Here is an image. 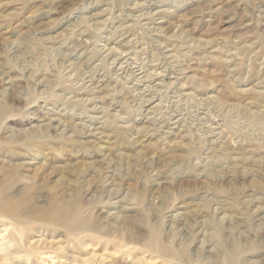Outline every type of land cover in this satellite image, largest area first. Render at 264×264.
<instances>
[{"label":"rangeland","instance_id":"374dc122","mask_svg":"<svg viewBox=\"0 0 264 264\" xmlns=\"http://www.w3.org/2000/svg\"><path fill=\"white\" fill-rule=\"evenodd\" d=\"M0 108V173L48 187L0 264H264V0H0ZM66 177L76 223L33 221Z\"/></svg>","mask_w":264,"mask_h":264},{"label":"bare ground","instance_id":"6f19581e","mask_svg":"<svg viewBox=\"0 0 264 264\" xmlns=\"http://www.w3.org/2000/svg\"><path fill=\"white\" fill-rule=\"evenodd\" d=\"M104 11V10H103ZM110 15V14H109ZM91 16H93V15H91ZM120 16V15H119ZM114 18V17H113ZM119 18H121V17H119ZM151 18V17H150ZM107 20H109V19H107ZM152 21V20H151ZM82 23V22H81ZM89 24V23H88ZM159 28H161V27H159ZM118 30V29H117ZM155 30V29H154ZM153 30V31H154ZM162 30V29H161ZM114 31H116V30H114ZM128 32V31H127ZM121 33V32H120ZM122 34V33H121ZM154 35V34H153ZM112 37V36H111ZM117 38V37H116ZM112 39V38H111ZM137 42V41H136ZM108 43V42H107ZM120 43V42H119ZM122 43V42H121ZM141 44V43H140ZM107 45V44H106ZM125 47V46H124ZM73 49V48H72ZM112 49V48H111ZM133 49V48H132ZM68 50V49H67ZM71 50V49H70ZM131 50V49H130ZM157 50V49H156ZM101 52V51H100ZM156 52V51H155ZM128 53V52H127ZM144 53V52H143ZM147 53V52H146ZM70 54V53H69ZM145 54V53H144ZM121 55V54H120ZM70 57V56H69ZM153 57V56H152ZM151 57V58H152ZM127 58V57H126ZM73 59V58H72ZM107 59V58H106ZM131 59V58H130ZM133 59V58H132ZM137 59V58H136ZM70 60V59H69ZM159 60V59H158ZM106 61V60H105ZM115 62V61H114ZM126 62V61H125ZM130 62V61H129ZM151 62V61H150ZM13 63V62H12ZM63 63V62H62ZM154 63V62H153ZM111 64V63H110ZM123 64V63H122ZM143 64V63H142ZM155 64V63H154ZM131 65V64H130ZM10 67V66H9ZM15 67V66H14ZM14 67H12V68H14ZM138 67V66H137ZM165 67V66H164ZM107 68V67H106ZM123 68V67H122ZM136 68V67H135ZM161 68V67H160ZM66 70V69H65ZM78 70V69H77ZM146 70V69H145ZM138 71V70H137ZM142 71V70H141ZM161 71V70H160ZM3 72V71H2ZM91 72V71H90ZM155 72V71H154ZM5 73H6V71H5ZM8 73V72H7ZM35 74V73H34ZM116 74V73H115ZM134 74V73H133ZM9 75V74H8ZM86 75H88L87 73H86ZM108 75V74H107ZM5 76V75H4ZM40 76V75H39ZM47 76V75H46ZM92 77V76H91ZM159 77H160V75H159ZM119 78V77H118ZM126 78H128L127 76H126ZM125 78V79H126ZM139 78V77H138ZM151 78V77H150ZM162 78V77H161ZM3 79V78H2ZM146 80H147V78H145ZM93 80V79H92ZM127 80V79H126ZM17 81H19V80H17ZM91 81V80H90ZM94 81V80H93ZM116 81V80H115ZM148 81V80H147ZM161 81V80H160ZM4 82V81H3ZM11 82V81H10ZM68 82V81H67ZM137 82V81H136ZM151 82V81H150ZM163 82V81H162ZM63 83V82H62ZM35 85V84H34ZM148 85V84H147ZM156 85V84H155ZM46 86V85H45ZM49 86V85H48ZM153 86V85H152ZM159 86H160V84H159ZM57 87V86H56ZM59 87V86H58ZM146 87V86H145ZM149 87V86H148ZM154 87V86H153ZM40 88V87H39ZM86 88V87H85ZM155 88V87H154ZM5 89V88H4ZM13 89V88H12ZM35 89V88H34ZM50 89V87L48 88V90ZM113 89V88H112ZM95 90V89H94ZM93 90V91H94ZM156 90V89H155ZM159 90V89H158ZM46 91V90H45ZM92 91V90H91ZM179 91H181V90H179ZM117 92V91H116ZM119 92V91H118ZM148 92V91H147ZM153 92V91H152ZM47 93H48V91H47ZM114 94V93H113ZM116 94V93H115ZM156 94V93H155ZM2 95V94H1ZM152 95V94H151ZM157 96V95H156ZM5 97H6V95H5ZM21 97V96H20ZM61 98H63V97H61ZM150 98H151V96H150ZM64 99V98H63ZM68 99V98H67ZM145 99V98H144ZM158 99H160V97L158 98ZM20 100V99H19ZM66 100V99H65ZM73 100H75V99H73ZM78 100V99H77ZM141 100V99H140ZM88 101V100H87ZM87 101H86V103H87ZM115 101V100H114ZM114 101H113V103H114ZM149 101V100H148ZM59 102H61V101H59ZM49 103V102H48ZM69 103H71V102H69ZM111 103V102H110ZM144 103H148V102H144ZM152 103V102H151ZM62 104V103H61ZM78 104V103H77ZM123 105V104H122ZM4 106V105H3ZM8 106V105H7ZM76 107V106H75ZM81 107V106H80ZM109 107V106H108ZM107 107V108H108ZM111 107V106H110ZM4 108V107H3ZM6 108V107H5ZM85 108V107H84ZM123 108V107H122ZM1 109V108H0ZM82 109V108H81ZM86 109V108H85ZM140 109H142V108H140ZM14 110V109H13ZM67 110V109H66ZM6 111V110H5ZM12 111V110H11ZM105 111V110H104ZM136 111V110H135ZM13 112V111H12ZM15 112V111H14ZM72 112V111H71ZM81 112V111H80ZM83 112V111H82ZM85 112V111H84ZM10 113V112H9ZM87 113V112H86ZM104 113V112H103ZM173 113V112H172ZM77 114V113H76ZM127 113H125V115H126ZM105 115H107V114H105ZM173 115V114H172ZM82 116V115H81ZM7 117V116H6ZM3 118V117H2ZM71 118V117H70ZM55 119V118H54ZM167 119V118H166ZM95 120V119H94ZM68 122V121H67ZM170 122V121H169ZM52 123V122H51ZM68 124V123H67ZM61 125V124H60ZM171 125V124H170ZM181 125V124H180ZM2 126V125H1ZM51 126V125H50ZM63 126V125H62ZM86 126V125H85ZM105 126V125H104ZM168 126V125H167ZM183 126V125H182ZM91 127V126H90ZM107 127V126H106ZM112 127V126H111ZM187 127V126H186ZM58 128V127H57ZM73 128V127H72ZM87 128V127H86ZM86 128H83L82 130H84V129H86ZM46 129H48V128H46ZM76 129V128H75ZM74 129V130H75ZM189 129V128H188ZM191 129V128H190ZM37 130V129H36ZM87 130V129H86ZM139 130V129H138ZM63 131V130H62ZM191 131V130H190ZM189 131V132H190ZM172 132V131H171ZM73 133V132H72ZM78 134V133H77ZM91 134V133H90ZM162 134V133H161ZM210 134V133H209ZM41 136V134L39 135L38 134V137H40ZM79 136V135H78ZM204 136V135H203ZM208 136V135H207ZM26 137V136H25ZM67 137V136H66ZM164 137H166V136H164ZM206 137V136H205ZM36 138V137H35ZM34 138V139H35ZM78 138V137H77ZM162 139H163V137H161ZM23 139H24V137H23ZM7 141V140H6ZM15 141V140H14ZM28 142H29V139L27 140ZM27 141H26V143H27ZM36 141V140H35ZM34 141V142H35ZM42 141V140H41ZM167 141V140H166ZM208 141V140H207ZM9 142V141H8ZM8 142H6V143H8ZM48 142V141H47ZM51 142V141H50ZM75 142V141H74ZM77 143V142H76ZM167 143V142H166ZM48 144H49V142H48ZM66 144V143H65ZM71 144H72V142H71ZM78 144V143H77ZM167 144H169V143H167ZM13 145V144H12ZM75 145V144H74ZM23 146V145H22ZM62 146H65L64 144L62 145ZM203 146H205V145H203ZM20 147V146H19ZM35 147V146H34ZM210 147V146H209ZM21 148V147H20ZM32 148V147H31ZM58 148V147H57ZM37 151V150H36ZM38 155V154H37ZM59 155V154H58ZM137 155V154H136ZM135 155V156H136ZM135 159H136V157H135ZM1 161V160H0ZM110 161V160H109ZM108 161V162H109ZM241 161V160H240ZM112 163V162H111ZM15 164V163H14ZM29 164H31V163H29ZM35 164V163H34ZM113 164V163H112ZM18 165V164H17ZM70 165V164H69ZM93 165V164H92ZM11 166H13V165H11ZM53 166H55V165H53ZM25 167V166H24ZM62 167V166H61ZM1 168V167H0ZM56 168V167H55ZM179 168V167H178ZM210 168V167H209ZM60 169V168H59ZM58 169V170H59ZM65 169V168H64ZM116 169V168H115ZM208 169V168H207ZM0 170H5V167H4V169H0ZM25 170H27L26 168H25ZM53 170V169H52ZM74 170V169H73ZM73 170L72 169H70V170H68V168H67V173L68 174H70V173H73ZM77 170V169H76ZM173 170V169H172ZM175 170V169H174ZM179 170H180V168H179ZM206 170V169H205ZM53 171H55V170H53ZM66 171L64 170V174H66ZM208 171V170H207ZM4 172V171H3ZM52 172V171H51ZM61 172H62V170H61ZM0 174H2V177H3V179H2V181H0V216H5V215H13V214H16V213H25V214H31V216L32 215H34V213L31 211V208H30V203H31V200L35 197V196H37V193H39V192H42V191H45L46 189H48V187H47V185L46 184H43L42 185V183L40 184L39 183V179L38 180H36L37 179V174H36V172L34 173V174H36V175H34V178H31L32 180H34L35 178V181H33V185H31V186H25V187H22V191H17V192H15L14 190H13V188H14V186H15V183L18 181V179H19V175H18V170L13 166V167H10V170H8V168L6 169V171H5V173H0ZM63 175V174H62ZM67 176H69V175H67ZM71 176H72V174H71ZM107 176V175H106ZM110 176V175H109ZM175 176V175H174ZM65 177V176H64ZM116 177V176H115ZM235 177V176H234ZM109 178V177H108ZM124 178V177H123ZM122 178V179H123ZM63 179V178H62ZM113 179H115V178H113ZM125 179V178H124ZM172 179V178H171ZM65 182L63 183L62 182V180H60L61 182H62V184H57L56 185V187L55 186H53V187H51L50 189H49V191L51 192V194H53L52 196H51V199H50V203H49V205L47 206V209L46 210H42L43 212H41V213H38V214H36L35 216H34V220L33 221H35V222H37V223H42V224H48V223H51V224H55V225H57V226H64V225H66V222H67V220L69 221V218H71V220L73 219L72 217L74 216L75 217V215L77 214L78 215V211L80 210V202H81V200H80V193L82 192V190L84 189V188H82V185L81 184H77V183H75L73 180H71L70 179V177L68 178V177H66V178H64L63 179ZM85 180V179H84ZM117 180V179H116ZM21 181V180H20ZM107 181V180H106ZM113 181V180H112ZM80 182V181H79ZM114 182V181H113ZM113 182H112V184H113ZM117 182H119V181H117ZM116 181L114 182V185L117 183ZM125 182V181H124ZM58 183V182H57ZM107 183V182H106ZM121 184H123V182H120ZM111 184V185H112ZM84 185V184H83ZM113 186V185H112ZM121 186V185H120ZM128 186V185H127ZM16 187V186H15ZM97 187H98V185H97ZM114 187H116V189H118L117 187H118V185H115ZM160 187V186H159ZM96 188V187H95ZM15 189V188H14ZM98 189V188H97ZM263 189H264V187H263ZM89 190H90V192H93V191H91V188L90 187H88L87 188V191L89 192ZM113 190V189H112ZM84 191V190H83ZM86 191V190H85ZM96 191V190H95ZM48 192V191H47ZM46 192V193H47ZM45 193V192H44ZM87 193V192H86ZM50 194V193H49ZM97 194V193H96ZM116 194V193H115ZM41 195V194H40ZM90 195V194H89ZM99 197V196H98ZM123 199H125V198H123ZM34 201V200H33ZM83 201V200H82ZM221 204V203H220ZM38 207V206H37ZM83 206H81V208H82ZM106 207V206H105ZM32 208H34V207H32ZM223 209V208H222ZM81 212L83 211V210H80ZM79 211V212H80ZM223 211V210H222ZM81 212H80V214H81ZM199 213H200V210H199ZM18 216H19V214H18ZM17 216V217H18ZM20 216H22V214H20ZM19 216V217H20ZM26 216V215H25ZM232 216V215H231ZM14 217V216H13ZM12 217V218H13ZM18 217V218H19ZM78 217H79V215L77 216V219L76 220H78ZM80 217H82V216H80ZM88 217H90V216H88ZM222 217V216H221ZM17 218V219H18ZM22 218V217H21ZM27 218H28V216H27ZM29 218H30V216H29ZM32 218V217H31ZM85 218V217H84ZM93 218V217H92ZM115 218V217H114ZM204 218H205V216H204ZM15 219H16V217H15ZM75 219V218H74ZM73 219V225H74V220ZM227 219V218H226ZM23 219H21V221H22ZM29 220V219H28ZM80 220V219H79ZM82 220V219H81ZM219 220V219H218ZM19 222V223H21V225H22V223L25 221V220H23V222ZM82 221H84V219L82 220ZM91 221V220H90ZM215 221H216V219H215ZM28 222H30V221H28ZM78 222V221H77ZM80 223H81V221H79ZM157 222V221H156ZM202 222H203V220H202ZM18 223V222H17ZM31 223V222H30ZM29 223V224H30ZM69 224L70 223H72L71 221L70 222H68ZM75 223H76V221H75ZM201 223V222H200ZM24 225H25V223H23ZM91 224V223H90ZM97 223H95V225H96ZM209 224H211V223H209ZM223 224V223H222ZM19 225V224H18ZM20 225V226H21ZM32 225V224H31ZM82 226L81 227H76V229H75V231H78V234L80 235V234H83L85 231H87V223L83 226V223L81 224ZM155 225V224H154ZM244 225V224H243ZM93 226V225H92ZM129 226H131V225H129ZM66 227V226H65ZM98 228V227H97ZM97 228H96V226L94 227V230H97ZM131 228V227H130ZM183 228V227H182ZM203 228V227H202ZM216 229V228H215ZM20 230H22L21 228H20ZM100 230V229H99ZM98 230V231H99ZM180 230V229H179ZM72 231V230H71ZM18 232H19V230H18ZM17 232V233H18ZM22 232V231H21ZM88 232H94L93 231V229H92V231H88ZM113 232V231H112ZM120 232V231H119ZM137 232V231H136ZM208 232H211V231H207V233ZM20 233V232H19ZM86 233V232H85ZM95 233V232H94ZM134 233V232H133ZM155 233V232H154ZM178 233V232H177ZM88 234V233H87ZM86 234V235H87ZM102 234V233H101ZM130 234H132V232L130 233ZM137 234V233H136ZM172 234V233H171ZM99 235H100V233H99ZM120 235V234H119ZM123 235V234H122ZM128 235V234H127ZM154 235V234H153ZM156 235V234H155ZM208 235V234H207ZM21 236H22V233H21ZM74 236V235H73ZM102 236V235H101ZM130 236V235H129ZM139 236H140V234H139ZM161 236V235H160ZM168 236H171V235H168ZM205 236V235H204ZM219 236V235H218ZM77 237V236H76ZM115 238H116V236H114ZM113 237V238H114ZM118 237V236H117ZM155 237V236H154ZM207 237V236H206ZM216 237V236H215ZM100 238V237H99ZM102 238V237H101ZM110 238V237H109ZM122 238H124V237H122ZM128 238V237H127ZM140 238V237H139ZM152 238V237H151ZM156 238H157V236H156ZM219 238V237H218ZM220 238H221V236H220ZM21 239V238H20ZM78 239H79V237H78ZM86 239V238H85ZM108 239V238H107ZM150 239V238H149ZM154 239V238H153ZM204 239H206V238H204ZM203 239V240H204ZM210 239V238H209ZM216 239V238H215ZM87 240V239H86ZM85 240V241H86ZM112 240V239H111ZM111 240H109V241H111ZM120 240V239H119ZM123 240V239H122ZM124 240H126V238L124 239ZM135 240H137V237H136V235L134 234V235H132L131 237H130V239H129V241H131L132 243H133V241L135 242ZM151 240V239H150ZM163 240V239H162ZM118 241V240H117ZM139 241H141L140 239H139ZM152 241V240H151ZM220 241V240H219ZM94 242H96V244H98L97 243V240L96 241H94ZM112 242H114L113 240H112ZM112 242H110V244H113ZM120 242V241H119ZM124 242V241H123ZM128 242V241H127ZM155 242H157V241H155ZM155 242H153V243H155ZM199 242V241H198ZM222 242V241H221ZM85 243V242H84ZM84 243H82L83 245H85ZM90 243V242H89ZM104 243L105 242H103V245H104ZM117 243V242H116ZM125 243V242H124ZM128 243H130V242H128ZM132 243H130V245L132 244ZM137 243V242H136ZM224 243V242H223ZM222 243V244H223ZM92 244V243H91ZM101 244V243H100ZM119 244V243H118ZM135 244V243H134ZM133 244V245H134ZM138 244V243H137ZM211 244V243H210ZM217 244V243H216ZM226 244H228L227 242H226ZM99 245V244H98ZM102 245V244H101ZM105 245H106V243H105ZM108 245H109V242H108ZM117 245V244H116ZM115 245V247L114 248H118V246H116ZM129 245V246H130ZM132 245V246H133ZM136 245V244H135ZM165 245V244H164ZM200 245H203V243L202 244H200ZM214 245V244H213ZM110 246H112V245H110ZM221 246H223V245H221ZM227 246V245H226ZM229 246V245H228ZM236 246V245H235ZM235 246H233V247H235ZM103 247H105V246H103ZM102 247V248H103ZM108 247V246H107ZM136 247V246H135ZM159 247V246H158ZM157 247V248H158ZM161 247V246H160ZM225 247V246H224ZM239 247V246H238ZM238 247H236V248H238ZM113 248V247H112ZM116 248V249H117ZM123 248H125L124 249V251L125 250H127L126 248H127V244L126 245H123L121 248H118V249H120L119 250V252L121 253V252H124L122 249ZM133 248H134V246H133ZM133 248H131V249H133ZM189 248V247H188ZM197 248H199V247H197ZM213 248L214 249H218L217 247L215 248L214 246H213ZM223 248V247H222ZM226 248V247H225ZM241 248V247H240ZM111 249V248H110ZM139 249V248H138ZM150 249V248H149ZM163 249H165V246H164V248ZM180 249H182V248H180ZM214 249H212V250H214ZM229 249H231V247L229 248ZM103 250V249H102ZM105 250H106V247H105ZM108 250V249H107ZM152 250V249H151ZM150 250V251H151ZM158 250H160L159 248H158ZM158 250H156L157 251V253L159 252ZM166 250H168V249H166ZM200 250V249H199ZM223 251H224V249H222ZM233 250V249H232ZM234 250H235V248H234ZM237 250H240V249H237ZM236 250V251H237ZM118 251V250H117ZM134 251V250H133ZM135 251H136V249H135ZM139 251V250H138ZM160 251H162V249L160 250ZM196 251V250H195ZM206 251V250H205ZM216 251V250H215ZM223 251H219V252H223ZM236 251H234V254H235V252ZM104 252H111V251H104ZM140 252H142V251H140ZM168 252V251H167ZM183 252V251H182ZM184 252H185V250H184ZM199 251H197L196 253H198ZM210 252V251H209ZM217 252V251H216ZM112 253H115L116 254V252H112ZM129 253H130V251H129ZM131 253H133L132 251H131ZM151 253V252H150ZM152 253H153V251H152ZM156 253V254H157ZM165 253V252H164ZM189 253V252H188ZM227 252H225V263H223V262H218V261H215V262H218V264H235V260L237 259H234L233 258V256L232 255H234V254H229V252H228V254H226ZM126 254H128V250H127V253ZM159 254H160V252H159ZM163 253L161 252V255H162ZM186 254V253H185ZM184 254V255H185ZM190 254V253H189ZM192 255H193V252L191 253ZM204 254V253H203ZM224 254V253H223ZM239 254V253H238ZM122 255H124V254H122L121 253V256ZM170 255H172V254H170ZM240 255V254H239ZM242 255H243V253H242ZM136 256V255H135ZM155 256V255H154ZM159 256V257H158ZM156 258H161L160 257V255H158ZM191 256V255H190ZM209 256V255H208ZM213 256V255H212ZM218 256L221 258V256H222V254H217V258H218ZM224 256V255H223ZM236 256V255H235ZM139 257V256H138ZM137 257V260L138 259H140L139 261H140V263H141V261H142V257L143 256H141L140 258H138ZM164 256H162V258H163ZM174 257V256H173ZM177 257L179 258V256H178V253H177ZM238 257V256H237ZM134 258H136V257H134ZM144 258H146L145 256H144ZM143 258V259H144ZM151 258L152 257H150V260H151ZM167 258V257H166ZM181 258V257H180ZM179 258V259H180ZM187 258V257H186ZM189 258V257H188ZM199 258V257H198ZM211 258H213V257H211ZM146 259H148V258H146ZM175 259V258H174ZM190 259V258H189ZM204 259V258H203ZM216 259V258H215ZM154 260V259H153ZM158 260V259H157ZM161 260V259H160ZM164 260H165V258H164ZM183 260V259H182ZM185 260V259H184ZM187 260V259H186ZM185 260V261H186ZM193 260V259H192ZM198 260V259H197ZM213 260V259H212ZM240 260V259H239ZM238 260V261H239ZM156 261V260H155ZM174 261V260H173ZM178 261V260H177ZM188 261H190V260H188ZM204 261V260H203ZM135 262H136V260H135ZM143 262H145V261H143ZM146 262H148V261H146ZM146 262H145V264H146ZM161 262V261H160ZM163 262L164 261H162V263L161 264H163ZM172 262V261H171ZM191 262V261H190ZM207 262V261H206ZM212 262V261H211ZM214 262V261H213ZM212 262V263H213ZM214 262V263H215ZM137 263L138 264H140L138 261H137ZM153 263H154V261H153ZM177 263V262H176ZM187 263V262H186ZM192 263V262H191ZM190 263V264H191ZM196 263V262H195ZM202 263H204V262H202ZM202 263H200V264H202ZM197 264V263H196Z\"/></svg>","mask_w":264,"mask_h":264}]
</instances>
